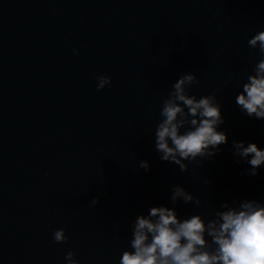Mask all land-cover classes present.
I'll list each match as a JSON object with an SVG mask.
<instances>
[{"label": "water", "instance_id": "1", "mask_svg": "<svg viewBox=\"0 0 264 264\" xmlns=\"http://www.w3.org/2000/svg\"><path fill=\"white\" fill-rule=\"evenodd\" d=\"M258 31L264 0H0V264H67L69 251L119 264L150 207L207 220L224 202L264 203V166L250 176L232 150L264 149V120L235 103L264 58L248 45ZM185 72L197 99L217 96L228 143L181 171L160 159L154 133ZM174 185L201 205L173 204ZM60 228L65 243L53 239Z\"/></svg>", "mask_w": 264, "mask_h": 264}, {"label": "clouds", "instance_id": "2", "mask_svg": "<svg viewBox=\"0 0 264 264\" xmlns=\"http://www.w3.org/2000/svg\"><path fill=\"white\" fill-rule=\"evenodd\" d=\"M248 45L264 57V31L254 34ZM97 80L98 91L111 83L106 75ZM197 83L195 73L185 72L179 77L162 100L161 120L154 133L160 159L175 163L181 171L188 170L185 161L199 164L216 156L220 145L228 143L226 133L219 130L225 121L217 96L197 99L191 94V86ZM235 103L247 116L264 120V58L254 65ZM232 150L250 166L248 175H257V169L264 166V149L255 143L233 140ZM139 167L150 170L147 161H140ZM204 182L211 184L210 180ZM170 199L173 204L183 200L185 204L201 205L199 198L180 185L172 187ZM99 200V196L94 197L92 204ZM233 205L224 202L207 220L203 214L181 219L175 208L150 207L147 215H138L133 221L130 250L123 251L119 264H264V203L245 199ZM53 239L67 242L65 229L55 230ZM65 260L67 264H79L71 251Z\"/></svg>", "mask_w": 264, "mask_h": 264}]
</instances>
